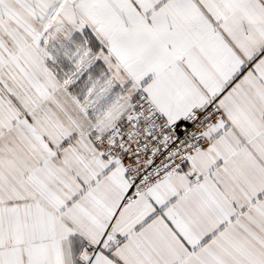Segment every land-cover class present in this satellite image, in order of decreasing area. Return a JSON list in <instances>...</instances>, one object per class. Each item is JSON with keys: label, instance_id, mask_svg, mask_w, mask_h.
Returning <instances> with one entry per match:
<instances>
[{"label": "snow or ice", "instance_id": "1", "mask_svg": "<svg viewBox=\"0 0 264 264\" xmlns=\"http://www.w3.org/2000/svg\"><path fill=\"white\" fill-rule=\"evenodd\" d=\"M0 264H264V0H0Z\"/></svg>", "mask_w": 264, "mask_h": 264}]
</instances>
